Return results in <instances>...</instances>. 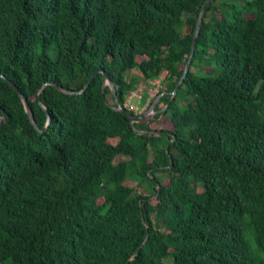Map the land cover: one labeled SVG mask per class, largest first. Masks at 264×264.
<instances>
[{
    "label": "trees",
    "instance_id": "trees-1",
    "mask_svg": "<svg viewBox=\"0 0 264 264\" xmlns=\"http://www.w3.org/2000/svg\"><path fill=\"white\" fill-rule=\"evenodd\" d=\"M204 2L0 0V264H264V0L212 1L173 95Z\"/></svg>",
    "mask_w": 264,
    "mask_h": 264
},
{
    "label": "water",
    "instance_id": "water-1",
    "mask_svg": "<svg viewBox=\"0 0 264 264\" xmlns=\"http://www.w3.org/2000/svg\"><path fill=\"white\" fill-rule=\"evenodd\" d=\"M212 1L213 0H205L203 6L201 8V11L199 13V17H198V20H197L196 28H195V33H194V36H193V41H192V46H191V52H190L188 61L186 63L184 72H183V74L181 76V79L179 80V82H178L175 90L173 91V95L177 94V92L179 91L180 87L182 86V84L184 82V79L186 78V76H187V74L189 72L190 66L192 64V61H193V58H194V55H195V52H196V47H197L198 38H199V35H200V30H201V26H202L204 14H205L206 10L208 9V7L210 6V4L212 3ZM104 77H105L104 85L110 84V86L114 90V84H113V81H112L111 77L109 76V74L106 73V72H104ZM91 79L85 85L84 89L89 85ZM56 85H57L58 88H60L61 90L65 91L67 93H79V92H82L84 90L83 89V90H80V91H73L71 89H67V88L63 87L62 85H59V84H56ZM14 87L18 91V93L22 96L23 101H24V103L26 105V110L28 112V115H29L30 119L32 120L33 124L38 128L37 122H36V120L34 118L33 110L31 109V106L29 105L26 97L24 96V94L21 92V90L16 85ZM42 90H43V88H42ZM39 96L41 97V93L39 94ZM159 99L160 98H158V99H156L154 101L153 105L151 106V109H155L156 108V105H157ZM116 104H117L116 107L118 109H120L125 115H127L129 117V119L131 120L132 123H135V122H139V123H149V122H151L154 119V115L157 112L155 110L154 113H147L146 112V113L136 114V113H132L131 111L127 110L124 107L119 106L120 103L117 100H116ZM4 123H5V118L0 115V131H1V129L4 126ZM152 131L153 130H149V132H152ZM172 164H173V161H171V165Z\"/></svg>",
    "mask_w": 264,
    "mask_h": 264
},
{
    "label": "built area",
    "instance_id": "built-area-1",
    "mask_svg": "<svg viewBox=\"0 0 264 264\" xmlns=\"http://www.w3.org/2000/svg\"><path fill=\"white\" fill-rule=\"evenodd\" d=\"M167 73L168 71L165 70L158 77L139 82L136 88L127 96L124 107L133 110L136 114L154 113L155 109H151V106L162 95L163 81ZM119 106L123 107L121 104Z\"/></svg>",
    "mask_w": 264,
    "mask_h": 264
},
{
    "label": "rangeland",
    "instance_id": "rangeland-1",
    "mask_svg": "<svg viewBox=\"0 0 264 264\" xmlns=\"http://www.w3.org/2000/svg\"><path fill=\"white\" fill-rule=\"evenodd\" d=\"M134 101H136V100H134ZM154 125L156 127H171L172 128V124L169 121V118L165 117L164 115L160 116L159 119H158V122H155ZM167 261L170 263L172 260L170 258H168Z\"/></svg>",
    "mask_w": 264,
    "mask_h": 264
},
{
    "label": "clouds",
    "instance_id": "clouds-1",
    "mask_svg": "<svg viewBox=\"0 0 264 264\" xmlns=\"http://www.w3.org/2000/svg\"><path fill=\"white\" fill-rule=\"evenodd\" d=\"M155 110H156V108H155ZM134 113V112H133Z\"/></svg>",
    "mask_w": 264,
    "mask_h": 264
}]
</instances>
